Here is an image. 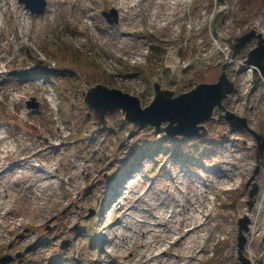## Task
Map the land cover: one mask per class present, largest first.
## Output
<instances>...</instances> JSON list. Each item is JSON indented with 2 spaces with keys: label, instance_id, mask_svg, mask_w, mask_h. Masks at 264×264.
<instances>
[{
  "label": "rangeland",
  "instance_id": "374dc122",
  "mask_svg": "<svg viewBox=\"0 0 264 264\" xmlns=\"http://www.w3.org/2000/svg\"><path fill=\"white\" fill-rule=\"evenodd\" d=\"M119 1L45 0L41 13L31 14L17 0H0V257L11 255L8 264H238L236 222L249 215L243 189L255 158L248 134L234 132L236 140L221 143L226 127L210 120V155L190 164L176 160L175 150V160L164 156L157 135L123 123L120 112L105 114L99 129L86 118L92 111L82 93L113 82L146 105L153 81L163 87L158 76L171 74L162 63L171 53L193 59L188 76L194 80L184 83L180 70L171 75L175 94L199 81L213 83L214 29L225 38L250 29L264 36V0H182L177 7L180 0H130L132 9ZM110 9L117 12L115 25L101 16ZM73 49L83 59L73 62ZM87 57L114 78L81 63ZM136 63L152 68L150 82L130 75L128 66ZM32 97L38 107L27 109ZM238 103L235 96L231 109L246 116L247 106ZM252 126L264 134V125ZM48 171L53 189L40 193ZM262 202L264 190L249 216L244 254L253 264H264ZM193 222L202 227L186 233ZM63 241L68 245L60 250Z\"/></svg>",
  "mask_w": 264,
  "mask_h": 264
},
{
  "label": "water",
  "instance_id": "95a60500",
  "mask_svg": "<svg viewBox=\"0 0 264 264\" xmlns=\"http://www.w3.org/2000/svg\"><path fill=\"white\" fill-rule=\"evenodd\" d=\"M19 3H23L26 8L35 13H40L44 6L43 0H19ZM110 15L114 17L112 21H115V12L111 11ZM112 21L109 20V22ZM253 36L259 39L258 48L250 52L248 63L257 65L264 76V65L261 64V60L264 58V40L261 39L260 35H255L254 32H251L239 39L238 43L231 45V48L233 55H235L244 43ZM154 90L153 101L148 106L141 108L137 97L97 85L87 90L84 104L87 109L93 110V119L100 122H103L105 113L120 109L124 113L126 121L132 124H149L155 129H159L161 122H168V125L162 130L170 136L199 134L200 130L205 133V129L203 126H198V124L210 117L213 107L219 106L221 100L232 90V84L227 81L224 73H221L217 83L198 85L195 89L176 97H173V92L171 91L161 90L156 83L154 84ZM30 105L35 106L34 104ZM226 118L229 121H240L244 125V120H239L232 115H228ZM258 139L261 140L262 138L258 137ZM262 151H264V139H262L261 144L259 143L258 153H262ZM258 169L259 167H256L254 175ZM252 179L253 177L247 182V186ZM256 192L257 188L253 185V188L249 191V200L246 202L248 211L251 210ZM248 225L249 219L246 216L237 221V255L239 264H250V261L243 256L246 242L245 234L249 230Z\"/></svg>",
  "mask_w": 264,
  "mask_h": 264
},
{
  "label": "trees",
  "instance_id": "16d2710c",
  "mask_svg": "<svg viewBox=\"0 0 264 264\" xmlns=\"http://www.w3.org/2000/svg\"><path fill=\"white\" fill-rule=\"evenodd\" d=\"M152 49H153V51H155L158 48H155L154 47ZM72 57H74L73 58V62H75L76 59L77 60L83 59L82 58L83 56L80 53H78V52L75 53V56L72 55ZM81 63H84V64H86L89 67H92L95 70V72H97V73H103V74L105 73L103 71L100 63L98 62V60L95 57L94 58H89V59H84V60L81 61ZM146 71H147L146 67L142 66L141 64L136 65V67L134 69V73H136L138 75H141L142 78H143V80H144V82H147L148 81L147 78H146L147 77V74H146L147 72ZM104 77H105V74H104ZM109 79L110 80L113 79V76L112 75H109ZM109 85L114 86L113 85V82L110 83Z\"/></svg>",
  "mask_w": 264,
  "mask_h": 264
},
{
  "label": "bare ground",
  "instance_id": "6f19581e",
  "mask_svg": "<svg viewBox=\"0 0 264 264\" xmlns=\"http://www.w3.org/2000/svg\"><path fill=\"white\" fill-rule=\"evenodd\" d=\"M128 1H130V0H120L119 2V4H120V6H122V7H124V5L125 4H127V8L128 9H132L135 5L134 4H128V3H126V2H128ZM139 1V0H138ZM182 0H180L179 2H181ZM178 2V3H179ZM177 2H176V4H178ZM171 11V10H170ZM152 14H154V12L152 13ZM151 23V22H150ZM157 26H160V24L158 23V24H156ZM0 140H1V138H0ZM9 150L10 149H7L6 150V152H9ZM45 178L47 179V184L46 185H44L43 187H40V190H42L43 188H45V187H48L49 189H50V191L53 189V185H54V183H55V181L53 180V178H54V176L48 171L47 173H46V176H45ZM127 216H129V214H126L125 215V217H127ZM195 222H193L192 224H194ZM194 229V228H193ZM189 232H192V231H189ZM184 238V236H182L181 237V239L180 240H182Z\"/></svg>",
  "mask_w": 264,
  "mask_h": 264
}]
</instances>
